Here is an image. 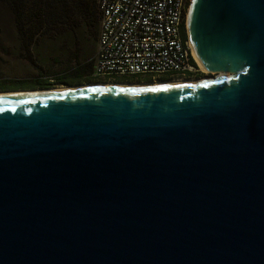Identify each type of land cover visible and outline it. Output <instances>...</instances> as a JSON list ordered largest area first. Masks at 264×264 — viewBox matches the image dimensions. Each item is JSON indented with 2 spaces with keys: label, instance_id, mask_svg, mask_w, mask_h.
I'll return each mask as SVG.
<instances>
[{
  "label": "water",
  "instance_id": "water-1",
  "mask_svg": "<svg viewBox=\"0 0 264 264\" xmlns=\"http://www.w3.org/2000/svg\"><path fill=\"white\" fill-rule=\"evenodd\" d=\"M190 5L233 76L0 95V264H264V0Z\"/></svg>",
  "mask_w": 264,
  "mask_h": 264
},
{
  "label": "built area",
  "instance_id": "built-area-1",
  "mask_svg": "<svg viewBox=\"0 0 264 264\" xmlns=\"http://www.w3.org/2000/svg\"><path fill=\"white\" fill-rule=\"evenodd\" d=\"M191 0H98L93 76L118 82L197 77L188 36Z\"/></svg>",
  "mask_w": 264,
  "mask_h": 264
},
{
  "label": "rangeland",
  "instance_id": "rangeland-1",
  "mask_svg": "<svg viewBox=\"0 0 264 264\" xmlns=\"http://www.w3.org/2000/svg\"><path fill=\"white\" fill-rule=\"evenodd\" d=\"M62 2L63 0H42L41 11L45 23H43V29L32 46L33 60L25 57L21 48H15L14 32L12 31L13 24H6L2 32L5 48L0 49V78L6 80V83L34 77L38 79H50L49 81L55 83L52 87L85 84L61 83L57 82L56 77L59 74L67 77L71 75V69L74 67L88 60H93L97 46L95 29L99 28V23L98 20L95 22L96 25L93 28L95 32L93 31L92 35V32L85 26L80 7L75 0H69L70 3H73L71 13L74 16H71V19L66 20L61 17L55 19L53 13L57 11L60 13L61 8H64ZM7 18L8 14L6 15ZM222 71L224 70L201 71L196 75L197 77H187L184 79L196 80L198 83L203 80L217 79L222 76ZM227 73V77L234 75L231 71H227ZM140 79L146 81L147 77L141 76ZM100 82L107 83L110 81L101 79L94 83ZM130 83L136 84L138 82ZM40 88L42 89L43 87L8 89L0 90V92Z\"/></svg>",
  "mask_w": 264,
  "mask_h": 264
},
{
  "label": "trees",
  "instance_id": "trees-1",
  "mask_svg": "<svg viewBox=\"0 0 264 264\" xmlns=\"http://www.w3.org/2000/svg\"><path fill=\"white\" fill-rule=\"evenodd\" d=\"M80 7L81 15L84 19L85 26L92 32L94 31L95 22L98 20L100 27V11L98 8V0H75ZM64 8H61L60 13L55 12L54 18H62L69 20L74 16L71 13L72 4L69 0H63ZM42 0H0V49H4V40L2 32L6 24H13L12 31L14 32L13 39L15 40V48H21L25 57L33 60L32 46L36 42L40 32L43 29V23L45 19L41 11ZM8 18L6 19V15ZM96 31V32H95ZM96 41L98 38L99 28L96 30ZM97 48V46H96ZM96 52V50H95ZM95 54V53H94ZM94 61L88 60L80 65L71 69V75L63 76L59 74L57 82L80 84L97 82L101 79L93 76ZM45 78H29L17 81H11L12 83H6V80L0 78V90L8 89H23V88H35L52 87L55 83Z\"/></svg>",
  "mask_w": 264,
  "mask_h": 264
},
{
  "label": "bare ground",
  "instance_id": "bare-ground-1",
  "mask_svg": "<svg viewBox=\"0 0 264 264\" xmlns=\"http://www.w3.org/2000/svg\"><path fill=\"white\" fill-rule=\"evenodd\" d=\"M190 11L188 13V25H189V17H190ZM192 46V44H191ZM193 50V48H192ZM193 54L195 56V52L193 50ZM195 59L200 67V69L204 72H209L216 69H209L206 67L201 61H199L196 56ZM222 71V76L227 77V69H220L219 71ZM221 76V77H222ZM197 83L196 80L191 79H184V78H172V79H166V80H155V81H145V82H138L136 84L130 83V82H107V83H85L80 85H74V86H56V87H50L46 89H28V90H19V91H7V92H0V95H19V94H29V93H57V92H63V91H71V90H79L82 88H88L93 86H122V87H162V86H180V85H186V84H194Z\"/></svg>",
  "mask_w": 264,
  "mask_h": 264
}]
</instances>
